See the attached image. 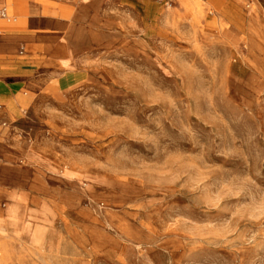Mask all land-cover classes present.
Listing matches in <instances>:
<instances>
[{
    "label": "rangeland",
    "instance_id": "374dc122",
    "mask_svg": "<svg viewBox=\"0 0 264 264\" xmlns=\"http://www.w3.org/2000/svg\"><path fill=\"white\" fill-rule=\"evenodd\" d=\"M0 0V264H264V0Z\"/></svg>",
    "mask_w": 264,
    "mask_h": 264
},
{
    "label": "built area",
    "instance_id": "2783aa9c",
    "mask_svg": "<svg viewBox=\"0 0 264 264\" xmlns=\"http://www.w3.org/2000/svg\"><path fill=\"white\" fill-rule=\"evenodd\" d=\"M161 4H164V5H169V1L168 0H158ZM8 18V16H7V13H6V11H4V10H1L0 11V19H7ZM6 123H1L0 124V136H1V129L2 128H5L6 127Z\"/></svg>",
    "mask_w": 264,
    "mask_h": 264
},
{
    "label": "crops",
    "instance_id": "0c3cea01",
    "mask_svg": "<svg viewBox=\"0 0 264 264\" xmlns=\"http://www.w3.org/2000/svg\"><path fill=\"white\" fill-rule=\"evenodd\" d=\"M2 117H3V114H2V106L0 105V124H1V123H6V124H7V122L4 121V119H3ZM6 129H7V128H2V129H1V133H2V134H1V136H2L1 138H3L4 134L6 133Z\"/></svg>",
    "mask_w": 264,
    "mask_h": 264
}]
</instances>
